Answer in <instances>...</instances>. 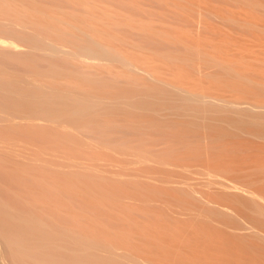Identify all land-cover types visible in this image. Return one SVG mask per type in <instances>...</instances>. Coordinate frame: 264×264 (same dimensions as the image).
I'll list each match as a JSON object with an SVG mask.
<instances>
[{
    "label": "rangeland",
    "instance_id": "1",
    "mask_svg": "<svg viewBox=\"0 0 264 264\" xmlns=\"http://www.w3.org/2000/svg\"><path fill=\"white\" fill-rule=\"evenodd\" d=\"M0 37V223L26 253L264 264V0H0Z\"/></svg>",
    "mask_w": 264,
    "mask_h": 264
},
{
    "label": "bare ground",
    "instance_id": "2",
    "mask_svg": "<svg viewBox=\"0 0 264 264\" xmlns=\"http://www.w3.org/2000/svg\"><path fill=\"white\" fill-rule=\"evenodd\" d=\"M93 39H94V42H95V44L96 45H98L99 47H103V48H107V46L105 45V44H102V42L101 41H99L98 39H95L94 37H93ZM8 41V40H7ZM7 41H5V40H3V39H1V37H0V44H3V45H5V47L7 46L8 48L10 47V48H14L15 49V47H16V44L14 45L13 43H12V41L11 42H7ZM15 42V41H14ZM2 47H4V46H2ZM18 47V46H17ZM16 47V48H17ZM110 49V48H109ZM112 50H114V51H116L115 49H113V48H111ZM83 57H85L84 55H83ZM87 58V57H86ZM93 58V57H92ZM97 58V57H96ZM85 60V59H84ZM123 60H125L127 63H128V65L130 66V67H133V68H135V65L133 66L132 65V63H131V61L128 59V58H124ZM137 70V69H136ZM140 70V69H139ZM144 73L146 74V75H148V77H151L152 78V80L153 79H156V78H154V73H152L150 70H144ZM181 89V88H180ZM185 93L186 94H191V95H193L194 97H197L198 96V93H196V92H193V91H189V90H185ZM197 100H200V101H203V102H214V101H220V102H222L221 104H228V103H230V105L233 107H237L238 105H239V101L237 102V103H234V102H227V100H223V99H216V98H213V97H211V96H204V97H202V98H199V99H197ZM217 103H219V102H217ZM220 104V103H219ZM229 105V106H230ZM249 109H252L251 107L249 108ZM217 177V176H216ZM215 177V178H216ZM213 180V179H212ZM216 180V179H215ZM219 180V179H218ZM228 180V179H227ZM227 180H224L225 182L227 181ZM212 182V181H211ZM223 182V181H222ZM230 182H231V180H230ZM229 182V183H230ZM210 183V182H209ZM231 183H233V182H231ZM210 184H212V183H210ZM222 184V183H221ZM225 184V183H224ZM226 184H228V183H226ZM225 184V185H226ZM225 185H223V186H225ZM230 185V184H229ZM238 185V184H237ZM233 186H234V183H233ZM239 186V185H238ZM238 186H236V183H235V187H238ZM242 186V185H241ZM229 187H231V186H229ZM232 188V187H231ZM238 189V188H237ZM242 189H243V187H242ZM246 191V190H245ZM251 195L252 196H256V194H254L253 195V193H251ZM256 197H258V196H256ZM204 199V198H203ZM12 213V214H11ZM9 212V214H11L10 215V217L11 218H13V220L14 221H16V222H14V223H19V222H24L25 221V223L27 222V221H31V226H30V229L29 230H31V228H33L34 229V221H36V216H34L33 214L31 215L30 214V212H29V217H24V216H21V213H19V212H17L16 210L14 211V212ZM23 215V214H22ZM38 220V219H37ZM11 221H12V219H11ZM33 222V223H32ZM14 223H13V225H14ZM23 224V223H22ZM11 225V224H10ZM16 225V226H15ZM14 226L15 227H12V226H10V228L12 227V231L13 232H15V231H21V230H18L20 227H22V225L21 224H18L19 225V228L17 229V224H15ZM30 225V224H29ZM2 226L3 225H1V223H0V264H40V262L42 261L41 259H39V258H35L34 257V255H36V254H30L29 255V253H26L29 249L31 250H33V248H29L28 247V245H25V243H27L28 241H24V243H23V241L21 240V238L20 237H14V239L12 238V236H9L8 234H6L5 232L6 231H8V229L6 230L5 229V227L4 228H2ZM7 226V225H6ZM24 227V226H23ZM27 227H29V226H27ZM9 228V227H8ZM9 228V229H10ZM6 230V231H5ZM10 230V231H11ZM34 231V230H33ZM17 233V232H16ZM23 233V232H22ZM33 233V232H32ZM11 235V234H10ZM13 235V234H12ZM16 235V234H15ZM15 235H13V236H15ZM19 235V234H18ZM24 235H25V233H24ZM26 235H27V232H26ZM29 235V234H28ZM28 235H27V237H26V240H27V238H28ZM22 236V235H21ZM30 236V235H29ZM23 237V236H22ZM31 237H32V235H31ZM30 237V238H31ZM34 237V236H33ZM36 237V236H35ZM23 238H25V237H23ZM29 238V239H30ZM29 242H31V241H29ZM43 246V249H44V247H45V249L47 248V250L49 249V245L47 244V245H42ZM41 246V247H42ZM15 248V249H13V248ZM96 247L99 249L98 251H103V250H105V249H103V248H100V246H99V244H96ZM113 247V248H112ZM112 247L110 248V249H112V250H110V251H114L113 249H115V253L120 257V259H122L121 261H123L122 263L124 264V262H126L125 264H129L131 261L130 260H132V261H135L134 263H136V264H139V263H141V262H139V261H137L136 262V260L137 259H134L133 260V258H135V257H133L132 258V256H129L130 254H128V257H131L132 259H130V258H128L127 257V254H126V252H122L121 253V251L119 252V251H117L116 250V248L112 245ZM107 249V248H106ZM118 249V248H117ZM31 250V251H32ZM35 250V249H34ZM31 251H30V253H31ZM45 251V250H44ZM44 251H43V253H44ZM100 251V254L102 253V254H104V257H105V253H103V252H101ZM33 252H35V251H33ZM46 252V251H45ZM119 252V253H118ZM8 253H9V255H8ZM41 254H43L42 252H40ZM114 253V254H115ZM124 253V254H123ZM39 254V253H38ZM101 254V255H102ZM49 255V254H48ZM47 255V253H46V256H48ZM117 255H115V256H117ZM11 256V257H10ZM37 256H40V255H37ZM36 256V257H37ZM44 256V255H43ZM46 256H45V258H46ZM49 257V256H48ZM47 257V258H48ZM118 257V258H119ZM40 258H43V257H40ZM117 258V257H116ZM117 258V259H118ZM38 259V260H37ZM119 259V260H120ZM39 260H41L40 262H39ZM43 260H44V258H43ZM48 260H49V258H48ZM46 261V260H45ZM45 261H43L44 263H45ZM120 261V262H121ZM49 262V261H48ZM139 262V263H138ZM145 262V260H143V262L141 263V264H143ZM148 262V261H147ZM43 263V264H44ZM60 263V262H59ZM106 262H104V264H105ZM121 263V264H122ZM41 264H42V262H41ZM47 264V263H46ZM107 264V263H106ZM108 264H109V262H108ZM111 264V263H110ZM117 264V263H116ZM120 264V263H119ZM145 264H148V263H146L145 262ZM152 264V263H151Z\"/></svg>",
    "mask_w": 264,
    "mask_h": 264
}]
</instances>
